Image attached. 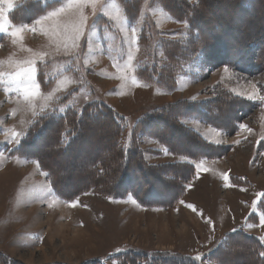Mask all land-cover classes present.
<instances>
[{"label":"rangeland","instance_id":"obj_1","mask_svg":"<svg viewBox=\"0 0 264 264\" xmlns=\"http://www.w3.org/2000/svg\"><path fill=\"white\" fill-rule=\"evenodd\" d=\"M24 1L26 0H13L11 9L7 3L0 4V8L5 10L10 20L9 16L18 6V2ZM40 1H57V4L34 21L25 24L28 25V30L21 34L23 47L30 48L34 52L49 53L45 57V62L38 61L36 81L44 94L51 91L56 83L65 77L72 82L66 85V90L56 92L54 99L47 105L38 98L35 101V116L25 105L16 104L15 93L6 95L3 90L4 85H0V157H3L0 159V251L20 264H83L94 259L106 261L110 255L124 246L144 251L201 256L208 253L215 243L221 242L225 234L234 228L242 229L264 246V227H248L249 224L259 225V213L264 212V196L259 199L257 197L258 193L264 194V139H261L264 136V106L259 99L247 98L253 84L259 89L260 95H264L260 90V86L264 88V70L260 73L257 70H252L250 73L243 72L239 65H226L223 58H219L214 65L202 64L187 69V73L178 78L176 88L171 92H162L151 84L147 87H134L130 80L122 87V82L115 78L118 75L116 68L111 73H108L107 69L109 65L113 66V63L125 62L129 47L128 41L114 23L108 22L107 17L100 15L99 12L93 15L90 8L86 9L88 23L85 34L79 41L80 46L66 55L62 43L60 51L57 52L56 44L50 42L49 36L42 34V28H48L51 22L43 21L42 24H36L35 21L63 6L67 0ZM188 1L194 2V0ZM221 2V5H225L227 0ZM157 4L155 0H143L135 24H131L127 19L130 25H135L137 28L139 46L134 61L135 71L131 75L136 76V65L149 48V41L146 42L147 45L139 42V32L146 17L149 25L152 26L154 39L181 38L175 31L183 28V24L158 14L160 8ZM222 7L216 8L218 10L215 16L213 12L211 15L208 13L212 22L215 23L220 19L224 21V24L219 21L222 27L220 28L218 24L215 43L221 48L222 45L233 46L236 42L239 44L241 43L239 32L243 30L247 39L241 44L248 46L252 50L253 59H257L260 47L256 44L249 45L248 38L252 39V33L257 32L259 26H264V20L255 19L254 13V16L247 19L250 20L248 23L242 20L244 16L228 22L225 21L228 14L221 9ZM151 8L156 9L158 13H153ZM142 11L145 15L141 21ZM149 25L145 30L150 28ZM31 29L36 31L33 32ZM130 35L129 31L128 36ZM92 41L99 44L104 59L98 54L91 56L87 51L88 42ZM20 49L19 43L12 44L10 35L0 33V61H7L9 57L15 60L31 58L30 53ZM85 59L88 60L86 67ZM234 59L241 64L243 58L242 55L238 57L235 55ZM225 67L229 69L227 74L224 72ZM0 70L8 73L14 69L5 63L0 66ZM88 77L94 83H89ZM140 83L144 84L141 81ZM75 89H77L76 93L70 95L68 106L80 108L84 102L94 99L95 96L90 94L93 91L100 100L104 101L103 98L110 102L112 100L115 107L119 106L118 111L122 114L118 113L127 117L130 126L154 107L179 100L206 101L214 99L216 94L224 90L234 95L235 92H240L239 97L258 106L248 113H242L236 124V130L233 131L191 118L185 117L180 120L185 129L192 130L204 141L223 149L214 159L193 160L174 154L170 157L165 155L166 148L157 140L148 137L146 133L140 137L139 144L141 149L145 150L144 157L146 155L147 159H144L147 163L161 165L184 162L195 168L193 177L184 182L183 196L173 208L164 210L142 207L130 195L122 199L107 198L92 192L83 193L70 202H65L56 197L52 190L48 191L47 177L40 174L41 171L37 170L32 161L15 155L14 152L20 143H9V137L4 131L14 128L17 132H23L21 140L25 136L27 127L37 116L49 111L60 96L74 92ZM121 92L124 94L120 95ZM42 107L46 110L41 111ZM13 109H16L14 116L10 114ZM215 112L218 113L217 110ZM221 114H224L227 120L232 116L231 112H221ZM21 120L25 123L21 124ZM241 124L246 125L251 131L241 129ZM107 130L112 131L107 125L103 128L91 126L86 134L90 139L86 145H83L81 155L75 156L74 151L71 150L67 158L60 155L53 159L46 153L47 156L44 158L46 164L58 177L66 179L63 181L66 189L72 190L75 186H82L84 181L77 180L75 175L83 166H88L96 156L104 152L107 145L91 143V141L95 140L94 136L101 135ZM181 138L177 141L186 146L185 141L188 140ZM217 140L220 142L216 143ZM49 141L52 142L53 139L49 138ZM46 144L48 143L38 144L35 149L43 152L48 148ZM178 147L181 148V145ZM201 161L203 169H207L209 175L203 169L198 170L197 165L195 167V164ZM139 172L136 171L142 176ZM224 174H227L232 187H224L222 178ZM154 187L157 188V192L163 190L159 185ZM143 188L144 186H141L142 190ZM174 189V185L168 186L170 192ZM129 198L135 200L136 204H132ZM53 199L57 202L49 208L48 204ZM253 201H257L256 213L252 212ZM73 203L76 206L70 207L69 205ZM186 205H192L196 211H192ZM238 251L242 252L241 249ZM105 264H115V262L109 261ZM203 264L209 263L204 261Z\"/></svg>","mask_w":264,"mask_h":264},{"label":"trees","instance_id":"obj_2","mask_svg":"<svg viewBox=\"0 0 264 264\" xmlns=\"http://www.w3.org/2000/svg\"><path fill=\"white\" fill-rule=\"evenodd\" d=\"M142 1L122 0L125 15L131 24H135L137 20ZM221 1L223 0H194V2L155 0L163 12L171 19L180 21L178 23L183 24L184 27L175 31L181 38L154 39L152 26L149 25L148 17L145 18L139 32V42L144 45L149 41V48L136 65L137 78L144 84L154 85L163 92H171L176 88L178 78L187 73V69L202 64L214 65L219 58H223L226 65H239L243 72L250 73L252 70H257L260 73L264 70V26H259L257 29L259 35H256L255 31L251 35L253 38H248L249 45L256 44L260 47L256 56L258 58L253 59L252 50L241 44L247 39L243 30L239 32L242 42L239 44L236 42L233 46L222 45L224 48L222 52V48L215 43V36L219 26L222 27L219 21L223 24L224 21L220 19L214 23L213 20H209L212 12L215 16L216 10L222 6L221 9L228 14L225 21L230 22L239 16H244L242 20L248 23L247 19L254 13L255 19L264 20V0H227L225 5H221ZM56 4L57 1L18 2V6L9 17L13 24H28ZM183 21L187 22V27L181 23ZM147 25L150 28L145 30ZM235 55L237 57L242 55V65L235 62ZM76 90L63 94L49 111L37 116L27 127L25 136L14 152L18 158L37 161L40 165L39 170L47 173L49 188L53 194L65 202H70L83 193L92 192L107 198L122 199L130 195L142 207L164 210L173 208L183 196L184 182L193 177L195 168L184 162L161 165L147 163L144 159L145 150L141 149L139 144L140 137L146 133L174 155L193 160L214 159L223 149L204 141L192 130L185 129L180 120L185 117L191 118L233 131L236 130L240 115L258 106L224 90L216 94L214 99L206 101L179 100L154 107L130 126L126 116L119 114L100 100L93 91L90 94L95 96L94 99L84 102L80 108L68 106L70 95L76 93ZM260 90L264 94L262 86ZM262 105L264 106V101ZM221 112H231L232 116L227 120ZM105 125L111 127L112 131L102 132L100 135L102 139H99L98 135L95 141L107 145L104 152L96 156L89 167L83 166L77 172L78 175H75L77 180L84 181L81 187L66 189L63 184L66 179L58 177L46 164L44 158L47 155L53 159L60 155L67 158L71 150L74 151L75 156L81 155L83 145L88 143L86 139L88 129L91 126L103 128ZM181 137L188 140L185 144L189 148L177 141ZM49 138L54 142H50ZM45 142L48 143L45 151L39 152L35 149L38 144ZM178 145H181V148ZM137 170L142 176L136 173ZM172 184L175 189L170 192L168 186H173ZM156 185L161 186L163 190L157 192V188L154 187ZM141 186H144V190ZM234 229L235 231L233 229L228 231L224 239L215 243L208 253L201 255L202 260H194L195 256L174 252L144 251L124 246L110 255L106 261L94 259L83 264H105L109 261L115 264H202V261H207L209 264H264V257L260 255L264 251V246L242 229ZM0 264L20 263H16L0 251Z\"/></svg>","mask_w":264,"mask_h":264},{"label":"snow or ice","instance_id":"obj_3","mask_svg":"<svg viewBox=\"0 0 264 264\" xmlns=\"http://www.w3.org/2000/svg\"><path fill=\"white\" fill-rule=\"evenodd\" d=\"M7 3L9 9L13 7V0H0V4ZM90 8L92 10L93 15H96L98 12L100 15L107 17L108 22H113L114 26L119 30L120 33L124 35V38L129 43V47L127 49L126 61L122 64L113 63V67L116 68L118 75L115 77L122 82V87L127 85L129 80L134 87H147V84H141L135 75H131L135 71L134 61L136 57V53L139 51L138 46V36H137V28L135 25H130L127 21L125 10L122 4V0H67L66 4L63 6L56 8L53 11L48 12L46 16L41 17L36 20V24H42L43 21H50L51 24L48 28H42V34L50 37V42L56 44V51H60L61 43L63 44V50L66 55L70 54L73 50L79 48V41L85 34V29L88 23V16L86 14V9ZM153 13L157 10L154 8L150 9ZM144 12L140 13V20L142 21L144 18ZM180 22V21H174ZM181 23L185 24L187 27V22L183 21ZM28 30V25L22 24L19 26L13 25L4 9L0 8V33H6L12 37V44L17 45L18 43L21 45V51L28 52L31 54V58L25 60H15L13 57H9L7 61H0V66H3L7 63L13 71L5 73L0 70V85H4V92L6 95L9 93H15L17 96L16 104L25 105L28 111L33 113L35 116V101L39 98L45 102V105L50 103L54 97L56 92L66 90V85L70 84L72 81L65 77L62 80H59L56 83V86L49 91L47 94L42 93L40 85L36 81L37 69H38V61L45 62V57L49 55L47 52H34L30 48L23 47L22 45V33ZM31 31L35 32L36 29H31ZM131 33L130 37L128 33ZM88 64V60H84L85 67ZM224 72L229 73V69L227 67L224 68ZM252 91L248 93L247 98L249 100L259 99L264 101V95H260V91L255 84L251 85ZM235 91V90H233ZM123 95L124 93H119ZM236 95H241L240 92H235ZM45 107L41 108V111H45ZM11 115L16 114V109H13L10 113ZM25 122L21 120V124ZM241 129H247L246 125L241 124ZM4 134L9 137V143H20V138L24 135L23 132H17L14 128H9L4 131ZM219 135V133H216ZM264 139V136L261 137ZM219 143L220 141H215ZM239 143V141H236ZM259 143V141H258ZM170 153L165 150V155H169ZM3 159V157H0ZM37 167V170L40 169V165L37 161H32ZM197 169H203V162L197 164ZM207 171V169H203ZM41 175H47L45 172H40ZM224 187H232L229 183V178L227 174L223 175ZM243 190V189H242ZM50 192L51 189L49 188ZM264 196L262 193H258V199ZM132 204H136L135 200L129 198ZM57 201L55 199L52 200L51 203L48 204V207L51 208ZM183 203V202H181ZM70 207H75L76 204L73 203L69 205ZM138 206V205H137ZM191 208L192 211H196V209L192 205H186ZM252 212H257V201H253L252 203ZM249 228L253 227H264V212L259 213V225L249 224ZM235 231V229H233ZM262 257H264V251L260 253ZM194 260H202V258L197 255L193 258ZM203 264V261H202Z\"/></svg>","mask_w":264,"mask_h":264},{"label":"crops","instance_id":"obj_4","mask_svg":"<svg viewBox=\"0 0 264 264\" xmlns=\"http://www.w3.org/2000/svg\"><path fill=\"white\" fill-rule=\"evenodd\" d=\"M159 7V6H158ZM160 8V7H159ZM159 11H160V13H158V12H156V13H158V14H160L162 17H164V18H166V16L167 17H169L167 14H165V13H163L162 12V10L161 9H159ZM170 18V17H169ZM167 19V18H166ZM171 19V18H170ZM172 20V19H171ZM153 22H154V20H153ZM155 23V22H154ZM91 45V46H90ZM87 51L91 54V56L92 55H95V54H98V56H100L101 58H105V56L102 54V52H101V48L99 47V44L97 43V42H95V41H92L91 43H89L88 42V45H87ZM92 59V58H91ZM111 70H110V69ZM109 68L107 67V69H108V73H111L112 71H115V69H114V67L111 65H109ZM110 70V71H109ZM89 78V77H88ZM89 83H92L93 81H92V79L91 78H89V81H88ZM94 83V82H93ZM94 86H96V85H94ZM96 88V87H95ZM163 92V91H162ZM118 94V93H117ZM114 97V96H113ZM117 97V101H119V99H118V96H116ZM103 100L107 103V104H109L111 107H113V109H115L117 112H119L118 111V107L116 106H114L113 105V101L111 100V102H110V100L108 101V100H106L105 98H103ZM119 113H121V112H119ZM122 114V113H121ZM148 155V154H147ZM170 155V157H173L172 156V154H169ZM145 158H146V155H145ZM147 159V158H146ZM152 162V161H151ZM196 165H197V163L195 164V167H196ZM207 175H209V172L207 171Z\"/></svg>","mask_w":264,"mask_h":264},{"label":"bare ground","instance_id":"obj_5","mask_svg":"<svg viewBox=\"0 0 264 264\" xmlns=\"http://www.w3.org/2000/svg\"><path fill=\"white\" fill-rule=\"evenodd\" d=\"M253 16H254V15H253ZM255 16H256V14H255ZM258 17H259V16H258ZM256 18H257V17H256ZM249 19H250V18H249ZM247 21H250V20H247ZM255 23H256V22H255ZM260 23H261V22H260ZM257 27H258V26H257ZM256 29H257V28H256ZM245 34H246V33H245ZM256 34H257V33H256ZM242 35H243V34H242ZM258 35H259V34H258ZM240 37H241V36H240ZM245 37H246V36H245ZM254 37H255V36H254ZM238 42H239V41H238ZM241 42H242V41H241ZM97 135H98V134H97ZM101 137H102V136L99 135V139H102ZM94 138H95V140H92V141L90 140L91 143H92V142L95 143L96 139H98V136H94ZM86 139L89 141L90 138H89V137H86ZM188 144H189V143H188ZM80 173H81V172H80ZM83 174H84V173H83ZM80 176H81V175H80Z\"/></svg>","mask_w":264,"mask_h":264}]
</instances>
